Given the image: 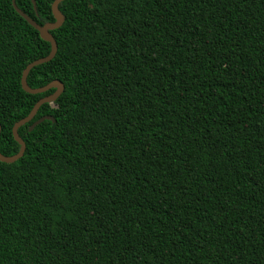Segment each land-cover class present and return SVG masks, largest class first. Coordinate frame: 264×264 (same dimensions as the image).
Returning <instances> with one entry per match:
<instances>
[{"label":"trees","instance_id":"trees-1","mask_svg":"<svg viewBox=\"0 0 264 264\" xmlns=\"http://www.w3.org/2000/svg\"><path fill=\"white\" fill-rule=\"evenodd\" d=\"M56 0H16L40 27ZM65 90L0 162V264H264V0H66ZM43 40L0 0V153ZM43 118H49L32 126Z\"/></svg>","mask_w":264,"mask_h":264},{"label":"water","instance_id":"water-1","mask_svg":"<svg viewBox=\"0 0 264 264\" xmlns=\"http://www.w3.org/2000/svg\"><path fill=\"white\" fill-rule=\"evenodd\" d=\"M32 1L34 2V0H32ZM64 1H66V0H56L52 5V11H53V15H54L56 22L51 23V24H46L45 26L40 27L30 17H28L26 14H24L16 5V0H13V6H14L15 10L18 12V14H20L31 26H33L35 29L38 30V32L40 33V36L43 40H45L51 44V52L47 57L39 59L37 61H34L33 63L29 64L26 67V69L24 70L23 76H22V88L25 92H27L28 94H31V95L43 94V93H45L51 89H55L56 92L52 96L43 98L40 101H38V103L33 108L32 112L26 118L22 119L21 121H19L14 126L13 136H14L16 142H18L20 144L21 149L17 155L12 156V157H5L0 153V162H2V163L12 164V163L17 162L18 160H20L24 156V154L26 152V144L24 143V141L19 136V132H18L19 129L34 120V118L36 117V115H37V113H38V111L42 105L55 102L65 90L64 84L61 83L60 81H54V82L50 83L49 85L42 87V88H38V89H32L28 85V81H27L30 72L35 67L40 66V65L45 64V63H49L57 55L58 45H57V42L55 41L54 37L50 34V32L53 30L59 29L65 21L64 16L59 11V6ZM47 119H49V118H43L40 121L36 122L32 126L31 129H33L37 124H39V123H41ZM0 137H1V125H0Z\"/></svg>","mask_w":264,"mask_h":264}]
</instances>
